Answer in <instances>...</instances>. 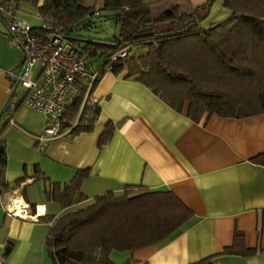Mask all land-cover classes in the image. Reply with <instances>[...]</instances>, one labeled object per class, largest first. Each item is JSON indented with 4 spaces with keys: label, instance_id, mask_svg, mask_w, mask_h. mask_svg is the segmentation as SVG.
Returning <instances> with one entry per match:
<instances>
[{
    "label": "crops",
    "instance_id": "0c3cea01",
    "mask_svg": "<svg viewBox=\"0 0 264 264\" xmlns=\"http://www.w3.org/2000/svg\"><path fill=\"white\" fill-rule=\"evenodd\" d=\"M42 2L38 0L37 5ZM205 2L152 0L150 5L156 14L175 5L187 12ZM83 3L97 10L103 6L102 0ZM12 5L18 21L33 29H51L52 17L41 16L31 1L18 0ZM230 16L222 0H215L199 25L207 29ZM23 62V52L11 44L0 19V113L9 104L1 119L9 120L3 131L8 186H0V252L6 264H52L45 244L48 230L45 234L42 228L45 223L49 229L51 222L40 217H58L65 210L45 199L35 169L48 182L61 185L71 181L78 170L88 169L81 183L86 202L107 191L120 193L128 185L170 191L192 211L188 222L156 244L111 251L116 264L129 259L135 264L192 263L231 245L235 230L243 233L247 247L264 248V166L251 161L264 153V113L243 118L212 115L206 119L205 115L194 122L186 114L187 103L176 111L147 86L127 78L125 69L119 73L106 70L90 95L100 107L93 129L75 135L66 131L37 141L43 115L19 105L22 88L12 94L16 78L9 72H18ZM108 121L114 124L113 133L99 147L98 138ZM16 196L29 205L33 219L6 213V203ZM9 243L12 249L5 254ZM212 264H264V252L245 257L219 255Z\"/></svg>",
    "mask_w": 264,
    "mask_h": 264
},
{
    "label": "trees",
    "instance_id": "16d2710c",
    "mask_svg": "<svg viewBox=\"0 0 264 264\" xmlns=\"http://www.w3.org/2000/svg\"><path fill=\"white\" fill-rule=\"evenodd\" d=\"M2 1L10 6L18 0ZM29 1L41 16L52 17L51 29H34L35 32L41 36L61 32L80 47L85 58L104 55L101 74L125 69L127 78L147 86L174 110L182 111L187 103L186 114L194 122L205 115L206 119L212 115L243 118L264 113V0H222L231 16L207 29L201 28L199 22L215 0H206L187 12L175 5L156 14L150 5L152 0H102L100 10L86 7L84 0H43L41 5H37L38 0ZM94 16L118 25L111 40L78 35L79 30L94 23ZM134 48L141 49L133 53ZM122 49L127 55L112 60V55ZM22 103L21 99L19 105ZM8 106L0 116L3 189L8 186L3 131L9 120L1 119ZM99 112L97 104L82 106L79 97L66 110L63 126L70 127L76 121L70 135L91 131ZM113 130L114 124L106 122L98 138L99 147L111 138ZM251 161L264 166V153ZM35 170L36 178L42 180L45 199L65 210L58 217H40L51 222L45 244L52 264H116L110 258L111 251H133L156 244L193 216L170 191L126 185L120 193L107 191L86 202L88 197L81 183L88 169L78 170L71 181L62 185L48 182ZM12 245L7 244L5 254L10 253ZM259 252L264 248L247 247L243 233L235 230L232 244L220 253L188 264H212L219 255L245 257ZM121 264L135 261L129 259Z\"/></svg>",
    "mask_w": 264,
    "mask_h": 264
},
{
    "label": "built area",
    "instance_id": "2783aa9c",
    "mask_svg": "<svg viewBox=\"0 0 264 264\" xmlns=\"http://www.w3.org/2000/svg\"><path fill=\"white\" fill-rule=\"evenodd\" d=\"M0 19L7 29L11 44L24 54L21 69L9 72V75L15 76L18 87L22 88L23 104L39 111L44 118L42 133L36 137L37 141L55 138L70 131L76 121L65 128L64 114L79 97H82V106L85 103L96 104L90 100V95L101 76V67L89 66L80 47L61 32L50 31L46 36H41L27 23L18 21L14 9L2 0ZM126 55V49H122L111 59ZM24 64L26 69L21 74ZM37 64L40 70L33 78V69ZM5 211L11 217L33 219L29 205L19 196L8 200ZM0 264H6L2 252Z\"/></svg>",
    "mask_w": 264,
    "mask_h": 264
},
{
    "label": "rangeland",
    "instance_id": "374dc122",
    "mask_svg": "<svg viewBox=\"0 0 264 264\" xmlns=\"http://www.w3.org/2000/svg\"><path fill=\"white\" fill-rule=\"evenodd\" d=\"M167 6V5H165ZM96 9V8H95ZM157 9H153L155 11ZM94 23L90 25L87 29H81L77 33L80 36H83L85 38H93V39H101V40H111L112 37L118 32V25L110 20H106L102 17L94 16L92 18ZM141 48H134L133 53L138 52V50ZM106 60L104 55L98 56V57H88L87 58V64L91 66L92 64H95L96 67L102 66L104 61ZM40 70V66L37 64L33 69V78ZM52 215V214H49ZM43 233L47 232L48 227L45 223L42 224ZM46 225V226H44ZM46 234V233H45Z\"/></svg>",
    "mask_w": 264,
    "mask_h": 264
},
{
    "label": "water",
    "instance_id": "95a60500",
    "mask_svg": "<svg viewBox=\"0 0 264 264\" xmlns=\"http://www.w3.org/2000/svg\"><path fill=\"white\" fill-rule=\"evenodd\" d=\"M25 69H26V64L23 65V68L21 70V74H23L25 72ZM17 87H18V81H16L15 86L13 87L12 94L15 92ZM9 99H10V97H9ZM3 110H4V108H3ZM2 111H1L0 115L2 114Z\"/></svg>",
    "mask_w": 264,
    "mask_h": 264
}]
</instances>
